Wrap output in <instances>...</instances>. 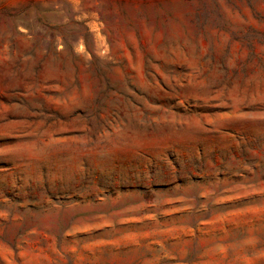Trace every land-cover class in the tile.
I'll return each mask as SVG.
<instances>
[{
	"label": "rangeland",
	"instance_id": "1",
	"mask_svg": "<svg viewBox=\"0 0 264 264\" xmlns=\"http://www.w3.org/2000/svg\"><path fill=\"white\" fill-rule=\"evenodd\" d=\"M0 264H264V0H0Z\"/></svg>",
	"mask_w": 264,
	"mask_h": 264
}]
</instances>
